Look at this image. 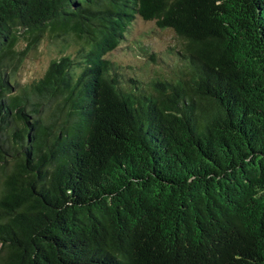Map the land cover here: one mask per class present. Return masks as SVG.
<instances>
[{
  "label": "trees",
  "instance_id": "trees-1",
  "mask_svg": "<svg viewBox=\"0 0 264 264\" xmlns=\"http://www.w3.org/2000/svg\"><path fill=\"white\" fill-rule=\"evenodd\" d=\"M0 264H264V0H0Z\"/></svg>",
  "mask_w": 264,
  "mask_h": 264
},
{
  "label": "rangeland",
  "instance_id": "rangeland-1",
  "mask_svg": "<svg viewBox=\"0 0 264 264\" xmlns=\"http://www.w3.org/2000/svg\"><path fill=\"white\" fill-rule=\"evenodd\" d=\"M127 31L124 40L107 56L115 63L125 67L126 71H130L128 66L133 67L135 72H144V68L146 69L145 75H151L154 64L147 61L146 54L141 50L153 52L156 57L164 56L167 59L166 49L175 47L178 43L171 31L156 29L153 22L141 19L133 22ZM54 42L45 37L35 50L26 53L14 74L20 85L30 84L39 79L47 69L49 62L59 56L58 44ZM24 47L25 42L22 41L17 48L24 49ZM67 49L72 48L70 46Z\"/></svg>",
  "mask_w": 264,
  "mask_h": 264
}]
</instances>
